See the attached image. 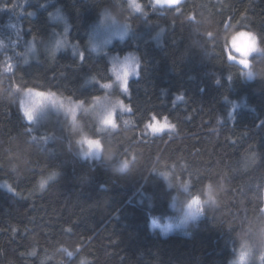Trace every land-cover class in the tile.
<instances>
[{"label": "trees", "instance_id": "1", "mask_svg": "<svg viewBox=\"0 0 264 264\" xmlns=\"http://www.w3.org/2000/svg\"><path fill=\"white\" fill-rule=\"evenodd\" d=\"M136 2L0 0V183L14 189L0 185V264H229L242 242L264 247V52L249 67L228 59L240 30L264 48V0ZM108 19L129 35L95 52ZM130 53L139 74L116 128L93 110L27 120L23 91L92 105L115 82L110 55ZM157 121L172 127L149 132ZM84 136L100 139L98 157L82 155ZM173 197L207 201L186 232L161 235L150 219L173 213Z\"/></svg>", "mask_w": 264, "mask_h": 264}, {"label": "rangeland", "instance_id": "2", "mask_svg": "<svg viewBox=\"0 0 264 264\" xmlns=\"http://www.w3.org/2000/svg\"><path fill=\"white\" fill-rule=\"evenodd\" d=\"M128 35H129V28L126 24H122L120 22H117L114 19H112V20L108 19V21H106L102 24H97L94 27V29L92 30V33H91V37H90V46H91V49L93 51L102 52L109 45H111L115 40L122 41L126 37H128ZM229 52H231L232 55H235L238 57L237 60H234L236 62H238V60L240 58H242V57H239V55L234 51V49L231 48L230 39L228 41V53ZM256 53H260V51L251 52L250 55L248 56V59H250V56H252L253 54H256ZM32 54H33V50L30 47L27 50L26 59H24V60L28 61L30 59L29 57ZM117 56H119V57H117ZM127 57L133 63L134 66L138 65L136 56L133 53L127 54ZM124 59H125V56L121 57L120 55H110L112 70L115 69V71L113 70V74L115 77H116L117 72L122 70L121 65L123 64ZM133 74H135V73H131V75H133ZM246 77L248 79L252 78L253 77V71L250 69H247ZM112 84H113V87L111 89H109V92L105 96V98L106 97H109V98H107V99L102 98V99H100V101H95L94 104H92V105H87L85 103L80 104V103H78L79 101L67 100V99L60 97L58 94H55V93H54L55 94L54 96L38 97L35 95V92L29 93V92H27V90H25L22 92V95H21V100H20L21 101V107H22V110L24 111L25 108H31L34 104H37L38 102H40L39 106L37 107L36 111L34 112V119L32 120L33 122L42 121L50 113H60L63 115H67V117H69L73 121L71 110L74 109L76 115L81 111H86V110L92 111L93 110L96 114L97 123H98V126H100V128H104V129L112 128V126H110V125L101 124V119L105 115L107 108L111 107V103L116 101V100L122 101V99H120V95L126 93L120 88V83L118 81L115 80V82ZM44 93H53V92H44ZM53 101H55V103H53ZM154 123H161V124L169 125L165 121H160V122L157 121ZM148 129H149V127H148ZM166 129H170V127H167L164 130H166ZM149 132H151L150 129H149ZM80 143H81L80 144V151L82 153V150H87V144L84 143L82 141V139H81ZM100 152H101V149H100ZM89 157H98V156L89 155ZM0 185L5 189H8V190L14 192V189L12 188L10 183H8L7 181H2L0 183ZM194 200L198 201V203L193 204V207L198 206L200 208V214H202V206L207 200H202L199 197L191 199L183 207L186 208L187 205H189L190 203H193ZM171 206H172V204H171ZM173 210H174L173 213L166 215V216H163V217H158V216L151 217V219H150L151 229L155 232L160 233L161 235H168V234L175 233V232H181V233L186 232L188 226L193 222H190L184 228H173L167 234H165L161 230L160 227H157L155 229L152 228V221L154 219L157 221L158 224L166 225L169 222L176 223L180 219L183 218L184 212L181 211V209L179 207L173 208ZM242 244H246V245L251 247V255L247 260V264H260L258 257H259L261 250L258 251L256 249H254V247L247 241L242 242ZM241 245L237 249L234 257L230 260L229 264H233L234 261L238 260Z\"/></svg>", "mask_w": 264, "mask_h": 264}, {"label": "clouds", "instance_id": "3", "mask_svg": "<svg viewBox=\"0 0 264 264\" xmlns=\"http://www.w3.org/2000/svg\"><path fill=\"white\" fill-rule=\"evenodd\" d=\"M236 45L238 47H240L241 49H244V48H248V47H251L252 45H258V47L256 48L255 51H260V52H264V48H261L260 45H259V38L257 37V35H253V36H240L237 38V40L235 41ZM253 52V51H251ZM248 53V56L250 55V53ZM119 57V56H117ZM121 71L117 72L119 75H120V79H117V77H115V80L118 81L121 85L122 81L126 78L127 81L129 82V77L131 75V73H136L137 71V66H134L133 63L128 59L127 55H125V59H124V62L123 64L121 65ZM125 69H127V71L125 72ZM137 75V74H136ZM113 87V84H109L108 87H106L105 89H111ZM129 90V89H128ZM128 92V91H127ZM107 99V97L105 98ZM111 108L116 112L117 109L121 110V111H124V110H127L128 112H131V108L130 107H127L120 103L118 100L114 101L111 103ZM87 111V110H86ZM125 124H129L131 123V121H128V120H125L124 121ZM112 128H116L117 125L116 124H113L111 125ZM150 131L152 133H160L162 132L165 128L167 127H172L171 125H167V124H161V123H152V124H149L148 125ZM82 155L83 156H89V155H96V156H99L100 155V148L97 147L96 145L94 144H87V150H82ZM128 168V166L126 167L125 166V163H122L120 165V170L121 171H124ZM57 173L56 172H52V174L48 177L49 180H52L56 177ZM165 181H167L169 183V186H171V183H170V180L168 178V173H164L163 175H161ZM44 185H41V187H43ZM182 189L183 191L186 193L188 191L187 189V186H182ZM172 207L173 208H180L181 211L184 212V216L182 219H180L178 222L176 223H171L169 222L168 224L166 225H160L157 223L156 221V224L154 225L153 224V221H152V228L155 229L157 227H160L161 230L167 234L169 231H171L173 228H184L186 227L190 222H195L200 216H202L200 214V208L197 206V207H189L187 205L186 208H184L182 206V202L179 201V198L178 197H173L172 198ZM68 258H72L74 256V253L72 251H70L69 249L67 248H62L61 249ZM33 255L35 254V251H33L32 253ZM251 255V247L246 245L245 247V256L243 258V260H236L233 262V264H247V260L248 258L250 257ZM261 256H264V247L261 248V251H260V254H259V261H260V264H264V259H260ZM79 264H85V262L83 260H80L79 261Z\"/></svg>", "mask_w": 264, "mask_h": 264}, {"label": "snow or ice", "instance_id": "4", "mask_svg": "<svg viewBox=\"0 0 264 264\" xmlns=\"http://www.w3.org/2000/svg\"><path fill=\"white\" fill-rule=\"evenodd\" d=\"M153 3H154V5L174 6V5H178L180 3V0H153ZM130 4L137 11L141 10V4L137 3L136 0H130ZM177 10H179V9H177ZM209 35H210V33H209ZM245 35L253 36L256 34L254 32H249V31H245V30L237 31L230 37V45H231V48L234 49V51L239 55V57H242L238 60V63L240 65L245 66V67H249L251 64V61L248 59V53L251 51H255L256 48L258 47V45L254 44L251 47L244 48V49H241L240 47H238L236 45L235 41L237 40L238 37L245 36ZM80 56H81V59H83V53H81ZM237 58H238L237 56L232 55L231 52H229V54H228L229 60H237ZM137 69H138V65H137ZM113 70L115 71V69H113ZM126 71H127V69H125V72ZM136 74L137 75L139 74L138 70L136 71ZM116 77H117V79H120V75L118 73L116 74ZM93 79H95V77H93ZM108 86H109V83H103L101 85L102 88H106ZM120 88L124 92L128 91V81L126 78L122 81ZM27 92H29V93L35 92V95L38 97L54 96L55 95L54 93H44V92H40V91H37V90L32 89V88L27 89ZM92 99H93V101H100L101 97L100 96H93ZM118 101L120 103L124 104L123 101H121V100H118ZM39 103L40 102H38L37 104H34L31 108H25L24 109V115L26 116L28 121H32L34 119V112L36 111L37 107L39 106ZM53 103H55V101H53ZM78 103L82 104L83 101H79ZM71 111H72L73 122H75V119H76L75 110L73 109ZM229 115H231V113ZM101 124L110 125V126L113 124H116V113L111 107L107 108L105 115L101 119ZM82 141L86 144H94L97 147H99L100 149H102V147H103L100 139H98V138L92 139V138H89L87 136H84V137H82ZM124 163H125V166L127 167L128 166L127 161H125ZM43 183L44 182L41 181V185H43ZM196 203H198V201L194 200L193 203H190L188 206L191 208V207H193V204H196ZM153 224L154 225L156 224L155 220H153ZM245 247H246V244L241 245V248L239 251V256H238L239 260H243V258L245 256ZM260 259H264V256H261Z\"/></svg>", "mask_w": 264, "mask_h": 264}]
</instances>
